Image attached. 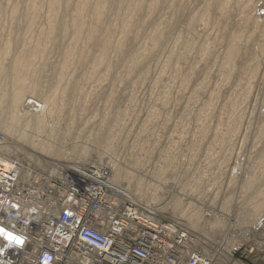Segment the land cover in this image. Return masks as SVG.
Returning a JSON list of instances; mask_svg holds the SVG:
<instances>
[{"label": "rangeland", "instance_id": "1", "mask_svg": "<svg viewBox=\"0 0 264 264\" xmlns=\"http://www.w3.org/2000/svg\"><path fill=\"white\" fill-rule=\"evenodd\" d=\"M0 68V98L49 107L16 136L0 102L29 182L107 168L212 264H264V0H0Z\"/></svg>", "mask_w": 264, "mask_h": 264}, {"label": "built area", "instance_id": "2", "mask_svg": "<svg viewBox=\"0 0 264 264\" xmlns=\"http://www.w3.org/2000/svg\"><path fill=\"white\" fill-rule=\"evenodd\" d=\"M16 164L0 162V264H212L183 226L124 200L109 169L62 172L42 189Z\"/></svg>", "mask_w": 264, "mask_h": 264}, {"label": "bare ground", "instance_id": "3", "mask_svg": "<svg viewBox=\"0 0 264 264\" xmlns=\"http://www.w3.org/2000/svg\"><path fill=\"white\" fill-rule=\"evenodd\" d=\"M248 2V1H247ZM249 3V5H250V1L248 2ZM248 3H247V5H248ZM249 5L247 6L248 8H247V10L249 9L250 10V8H249ZM246 7V6H245ZM250 7H252V6H250ZM35 12V11H34ZM233 50H234V48H233ZM261 52V51H260ZM263 53V52H262ZM258 56V55H257ZM1 69V68H0ZM5 68H3V70H4ZM3 70H0V72L2 73V71ZM17 71V70H16ZM0 75H2V74H0ZM18 78V77H17ZM23 79V78H22ZM24 80H26V79H24ZM22 80L21 79H18L17 80V82L18 83H20ZM16 84V83H15ZM26 84V83H25ZM23 87H24V89L26 88V86H24V85H22ZM22 86H17V87H19L20 88V90H21V88H22ZM31 86V85H30ZM29 86V87H30ZM27 88H28V85H27ZM35 88V87H34ZM29 89V88H28ZM32 89V88H31ZM19 90V89H18ZM19 90V91H20ZM23 90V89H22ZM21 90V91H22ZM31 91V90H30ZM73 91V90H72ZM23 93H24V90L22 91ZM37 92V91H36ZM23 93H21V92H16L15 93V95H13L12 97H10V96H6L5 95V97H3L2 95V97L0 98V102L2 103L3 102V100H4V103H7L8 104V102L9 103H11V105L10 104H8V105H10L11 106V110H10V112L8 113L9 114V118H10V120H9V122H6V123H4V124H6V131L9 133V134H11V135H16V133H19V128L21 129V128H24V133L26 132H28L27 131V129H31V130H34L32 133H34L35 132V130H37V131H39V133H40V131H42L43 129H44V123H45V121L47 120H45L44 118V116L46 115L45 114V112H46V109H47V107H44V104L42 105V104H39L38 102H34V100L32 101V100H26L24 103H23V101H24V99L26 98V97H24V94ZM25 94H26V92H25ZM53 99V98H52ZM36 101V100H35ZM46 101H48V100H46ZM51 101H53V100H51ZM51 101H48V102H51ZM53 103V102H52ZM56 103V102H55ZM48 104H50L51 105V103H48ZM56 104H54V106H55ZM48 109H49V107H48ZM47 109V110H48ZM3 110H4V108H3ZM3 112V111H2ZM50 112V111H49ZM51 113V112H50ZM52 114V113H51ZM48 115V114H47ZM51 116V115H50ZM5 121V120H4ZM0 122H1V120H0ZM53 123V122H52ZM51 123V124H52ZM47 124V123H46ZM52 126V125H51ZM4 128H5V126H4ZM50 129V128H49ZM46 130H48V129H46ZM51 130V129H50ZM22 130H20V132H21ZM37 131H36V133H37ZM44 131V130H43ZM262 131V130H261ZM50 133H51V131H49ZM22 133V132H21ZM44 133V132H43ZM32 135H34V134H32ZM31 135V136H32ZM17 136V135H16ZM21 136V135H20ZM36 136H38V135H36ZM44 136L45 135H43V138H44ZM20 138V137H19ZM18 138V139H19ZM33 137H31V138H28V139H31V140H27V142L28 141H30V143L31 142H33V143H35V141L36 140H34V139H32ZM38 140V139H37ZM40 142V141H39ZM32 143V144H33ZM35 145V144H34ZM59 145V144H58ZM40 146L42 147V148H44V149H47L48 151H50V148L45 144V143H40ZM52 146V145H51ZM54 147V146H53ZM55 149V151L57 150L56 148H54ZM0 150L2 151V150H4L5 152H10L9 151V147L8 146H1L0 147ZM58 151V150H57ZM52 153V152H51ZM61 153V152H60ZM59 156V155H58ZM7 157H9V156H7ZM3 158L2 157V153L0 152V162H2V163H5L6 165H10L11 164V162H14L13 160H11V159H9V158ZM6 159V160H5ZM39 162V161H38ZM17 165V164H16ZM55 165V164H54ZM18 166V165H17ZM20 167V166H19ZM53 167V166H52ZM56 167V166H55ZM22 168V167H21ZM47 168V167H46ZM20 169V168H19ZM57 170H58V168H57ZM61 171H63V170H61ZM121 171V170H120ZM20 172H21V169H20ZM42 172V171H41ZM48 172V171H47ZM46 172V173H47ZM50 172V171H49ZM60 173V172H59ZM56 170H52L51 172H50V177H52L51 175H55L56 177H58L59 179H61L62 178V175H60ZM128 173V172H127ZM43 174H44V172H43ZM119 174H121V173H119ZM124 174V173H123ZM29 176H30V173H26L25 172V174H23V172H22V179H23V181H26L28 178H29ZM76 178H80L79 176H75ZM83 179H81L80 181L81 182H83L82 181ZM88 180V179H87ZM28 183V182H27ZM262 205H264V204H262ZM256 206L258 207V206H260V205H257L256 204ZM264 207V206H263ZM255 208V207H254ZM260 209H262V208H260ZM43 210V208L41 207V210L40 211H42ZM254 210V209H253ZM255 210H256V208H255ZM259 211V210H258ZM262 211H264V210H262ZM254 212V211H253ZM257 212V211H256ZM260 213H262L261 212V210H260ZM252 215H255V214H252ZM252 217V216H251ZM250 217V218H251ZM257 219H258V217H256ZM261 218V217H260ZM256 219V220H257ZM247 221V220H246ZM261 221V220H260ZM253 223V222H252ZM264 224V221H261L260 222V224H259V226H262ZM249 232V231H248Z\"/></svg>", "mask_w": 264, "mask_h": 264}, {"label": "snow or ice", "instance_id": "4", "mask_svg": "<svg viewBox=\"0 0 264 264\" xmlns=\"http://www.w3.org/2000/svg\"><path fill=\"white\" fill-rule=\"evenodd\" d=\"M3 231H4L3 229H0V232H3ZM6 236H7V239H9V240H15L17 243H20V241L18 240V238H16L15 236H13L12 233H7Z\"/></svg>", "mask_w": 264, "mask_h": 264}]
</instances>
